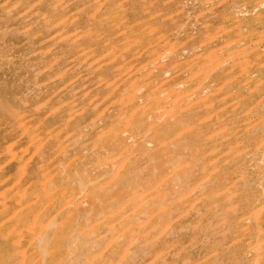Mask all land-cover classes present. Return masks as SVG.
<instances>
[{
  "label": "rangeland",
  "instance_id": "374dc122",
  "mask_svg": "<svg viewBox=\"0 0 264 264\" xmlns=\"http://www.w3.org/2000/svg\"><path fill=\"white\" fill-rule=\"evenodd\" d=\"M263 47L264 0H0V264H264Z\"/></svg>",
  "mask_w": 264,
  "mask_h": 264
},
{
  "label": "bare ground",
  "instance_id": "6f19581e",
  "mask_svg": "<svg viewBox=\"0 0 264 264\" xmlns=\"http://www.w3.org/2000/svg\"><path fill=\"white\" fill-rule=\"evenodd\" d=\"M235 28H237V27H235ZM226 34H229V33H226ZM252 36H253V35H252ZM252 36H251V37H252ZM229 37H230V35H229ZM247 39H249V38H247ZM253 48H254V47H253ZM263 48H264V47H263ZM260 51H261V50H260ZM255 53H256V52H255ZM253 55H254V54H253ZM250 60H251V59H250ZM239 61H240V59H239ZM240 63H241V62H240ZM252 65H253V64H252ZM254 66H255V65H254ZM247 68H248V67H247ZM252 68H253V67H252ZM261 68H262V67H261ZM249 69H250V68H249ZM245 71H246V70H245ZM258 71H259V69H258ZM247 72H248V71H247ZM249 72H250V71H249ZM249 72H248V73H249ZM253 72H254V71H253ZM224 80H225V79H224ZM221 82H222V81H221ZM230 82H231V81H230ZM211 83H212V82H211ZM227 84L229 85V82H228ZM228 85H227V86H228ZM218 86H219V85H218ZM218 86H217V87H218ZM230 86H231V85H230ZM212 88H213V87H212ZM231 88H232V87H231ZM216 89H217V88H216ZM220 90H221V89H220ZM229 90H230V89H229ZM254 90H255V89H254ZM215 91H216V90H215ZM193 93H194V92H193ZM246 93H248V92H246ZM234 94H236V93H234ZM208 95H209V94H208ZM213 95H214V94H213ZM204 96H205V95H204ZM228 96H229V95H228ZM246 96H247V95H246ZM199 97H200V95H199ZM208 97H209V96H208ZM208 97H207V98H208ZM209 98H210V97H209ZM163 99H164V98H163ZM168 99H169V98H168ZM208 100H209V99H208ZM250 100H251V99H250ZM192 101H193V100H192ZM226 101H227V100H226ZM251 101H252V100H251ZM209 102H211V101L209 100ZM213 102H214V101H213ZM243 104H244V103H243ZM250 104H251V103H250ZM252 104H253V103H252ZM186 105H187V104H186ZM212 105H213V104H212ZM197 106H198V104H197ZM187 107H188V106H187ZM206 107H207V106H206ZM221 107H222V106H221ZM227 107H228V106H227ZM242 107H243V106H242ZM209 108H210V107H209ZM216 108H217V107H216ZM246 108H247V107H246ZM190 110H192V109L190 108ZM238 110H239V109H238ZM252 110H254V109H252ZM201 111H202V110H201ZM213 111H214V110H213ZM229 111H230V110H229ZM231 111H232V109H231ZM261 111H262V110H261ZM180 112H181V111H180ZM192 112H193V111H192ZM195 112H196V111H195ZM203 112H204V111H203ZM207 112H208V111H207ZM216 112H217V111H216ZM239 112H240V111H239ZM254 112H255V111H254ZM221 113H222V112H221ZM226 113H228V112H226ZM176 114H177V112H176ZM183 114H184V113H183ZM183 114L181 113L182 116H183ZM187 114H190L189 111H188V113H186V115H187ZM205 114H206V112H205ZM248 114H249V113H248ZM150 115H151V114H150ZM152 115H153V114H152ZM200 115H201V114H200ZM200 115H199V116H200ZM242 115H243V114H242ZM252 115H254V113H253ZM252 115H251V116H252ZM148 116H149V115H148ZM206 116H207V115H206ZM223 116H224V115H223ZM236 116H237V115H236ZM146 117H147V116H146ZM194 117H195V115H194ZM200 117H201V116H200ZM192 118H193V117H192ZM197 118H198V117H197ZM150 119H151V117H150ZM240 119H241V117H240ZM151 120H153V119H151ZM227 120H228V119H227ZM238 120H239V119H238ZM129 121H130V120H129ZM143 121H144V120H143ZM148 121H149V120H147V122H148ZM221 121H222V120H221ZM224 121H225V120H224ZM229 121H230V120H229ZM229 121H227V122H229ZM155 122H156V121H155ZM138 123H141V120H140V122H137V124H138ZM173 123H176V122L173 121ZM173 123H172V124H173ZM215 123H216V122H215ZM240 123H242V122H240ZM169 124H170V123H169ZM177 124H178V123H177ZM180 124H181V123H180ZM180 124H179V125H180ZM236 124H238V123H236ZM181 125H182V124H181ZM213 125H214V124H213ZM238 125H239V124H238ZM241 125H242V124H241ZM142 126H144V124H143ZM142 126H141V127H142ZM167 126H168V125H167ZM185 126L187 127V125H185ZM221 126H222V125H221ZM235 126H236V125H235ZM251 126H252V125H251ZM172 127H173V126H172ZM224 127H225V126H224ZM227 127H228V126H227ZM153 128H154V127H153ZM167 128H168V127H167ZM175 128H176V127H175ZM244 128H245V127H244ZM165 129H166V128H165ZM134 130H137V128L134 129ZM196 130H197V129H196ZM165 132H166V131H165ZM234 132H235V131H234ZM242 132H244V131H242ZM179 133H180V132H178V134H179ZM193 133H195V132H193ZM196 133H197V132H196ZM108 134H109V133H108ZM168 134H169V133H168ZM175 134H176V133H175ZM244 134H246V133H244ZM169 135H170V134H169ZM197 135H198V134H197ZM154 136H155V135H154ZM170 136H171V135H170ZM209 136H210V135H209ZM234 136H235V135H234ZM183 138H184V136H183ZM212 138H213V137H212ZM212 138H211V139H212ZM251 138H252V137H251ZM153 139H154V138H153ZM165 140H166V139H165ZM204 140H205V139H204ZM250 140H251V139H250ZM258 141H259V140H258ZM263 141H264V140H263ZM157 142H158V141H157ZM261 143H262V142H261ZM255 147H256V146H255ZM186 149H187V148H186ZM233 150H234V149H233ZM241 152H242V151H241ZM247 152H248V151H247ZM215 156H216V155H215ZM218 157H219V156H218ZM232 157H233V156H232ZM105 159H106V158H105ZM113 159H114V158H113ZM69 160H70V159H69ZM114 161H115V160H114ZM78 163H79V162H78ZM78 163H77V164H78ZM106 163H107V162H106ZM81 164H82V163H81ZM95 164H97V163H95ZM109 164H110V163H109ZM198 164H199V163H198ZM110 165H112V164H110ZM180 165H181V164H180ZM60 166H61V165H60ZM100 166H101V165H100ZM103 166H105V165H103ZM106 166H107V165H106ZM114 166H115V165H114ZM121 166H122V165H121ZM233 166H235V165H233ZM109 167H111V166H109ZM109 167H108V168H109ZM71 169H72V167H71ZM82 169H83V168H82ZM85 170H86V169H84L83 171H85ZM73 171H74V170H73ZM77 171H78V169H77ZM172 171H173V170H172ZM57 173H58V172H57ZM76 173H77V172H76ZM108 173H109V172H108ZM62 174H63V172H62ZM170 174H171V172H170ZM79 175H80V174H79ZM227 175H228V174H227ZM242 175H243V174H242ZM168 176H169V175H168ZM74 177H75V173H74ZM72 178H73V177H72ZM101 178H102V177H101ZM164 178H166V176H165ZM67 179H68V178H67ZM85 179H86V178H85ZM112 179H113V178H112ZM202 179H203V178H202ZM30 180H31V179H30ZM61 180H62V179H61ZM69 180L71 181L70 178H69ZM162 180H163V179H162ZM67 181H68V180H65V182H67ZM184 181H185V180H184ZM199 181H200V180H199ZM202 181H203V180H202ZM213 181H214V180H213ZM63 182H64V181H63ZM63 182H62V183H63ZM73 182H74V181H73ZM83 182H84V181H83ZM83 182H82V183H83ZM87 182H88V181H87ZM89 182H90V181H89ZM166 182H167V181H166ZM200 182H201V181H200ZM200 182H197V183H200ZM70 183H71V182H70ZM90 183H91V182H90ZM160 183H161V182H160ZM184 183H185V182H184ZM88 184H89V183H88ZM188 184H189V183H188ZM66 185H67V183H66ZM73 185H74V184H73ZM73 185H72V186H73ZM79 185H80V184H79ZM83 185H84V184H83ZM13 186H14V185H13ZM63 187H64V186H63ZM66 187H67V186H66ZM88 187H89V186H88ZM0 188H1V187H0ZM64 188H65V187H64ZM193 188H194V187H193ZM24 189H25V188H24ZM150 189H151V188H150ZM0 190H1V189H0ZM54 190H57V189L55 188ZM66 190H67V189H66ZM68 190H69V189H68ZM102 190H103V189H102ZM152 190H153V188H152ZM152 190H151V191H152ZM191 190H192V189H191ZM61 191H62V190H61ZM69 191H70V190H69ZM181 191H182V190H181ZM79 192H80V191H79ZM175 192H176V191H175ZM53 193H54V192H53ZM53 193H52V194H53ZM137 193H139V192H137ZM137 193H136V194H137ZM148 193H149V192H148ZM49 194H51V193H49ZM65 194H66V193H65ZM136 194H135V195H136ZM139 194H140V193H139ZM141 194H142V193H141ZM141 194H140V195H141ZM144 194H145V193H144ZM181 194L183 195V193H180V195H181ZM189 194H190V192H189ZM189 194H188V195H189ZM87 195H88V194H87ZM135 195H134V196H135ZM150 195H151V194H150ZM37 196H38V195H37ZM45 196H46V195H45ZM69 196H70V195H69ZM7 197H8V196H7ZM129 197H130V196H129ZM139 197H140V196H139ZM181 197H184V196H181ZM181 197H180V198H181ZM51 198H52V197H51ZM131 198H133V197H131ZM144 198H145V197H143V199H144ZM37 199H38V198H37ZM49 199H50V197H49ZM54 199H55V198H54ZM130 200H131V199H130ZM149 200H150V199H149ZM59 201H60V200H59ZM81 201H82V200H81ZM83 201H84V200H83ZM142 201H143V200H142ZM142 201H141V202H142ZM145 201H146V200H145ZM53 202H54V201H53ZM64 202H65V201H64ZM67 202H68V201H67ZM67 202H66V203H67ZM20 203H21V202H20ZM25 203H26V202H25ZM30 203H31V202H30ZM109 203H110V202H109ZM146 203H147V202H145V204H146ZM7 204H8V203H7ZM46 204H47V203H46ZM48 204H49V203H48ZM64 204H65V203H64ZM127 204H128V202H127ZM143 204H144V203H143ZM54 205H55V204H54ZM58 205H59V204H58ZM22 206H24V205L22 204ZM22 206H21V207H22ZM40 206H41V205H40ZM47 206H48V205H47ZM124 206H125V205H124ZM191 206H192V205H191ZM59 207H60V206H59ZM63 207H65V205H63ZM63 207H61V208H63ZM122 207H123V206H122ZM126 207H127V206H126ZM162 207H163V206H162ZM162 207H161V209H162ZM8 208H9V206H8ZM19 208H20V207H19ZM61 208H60V209H61ZM23 209H25V208H23ZM42 209H44V207H43ZM45 209H46V208H45ZM52 209H53V208H52ZM60 209H58V210H60ZM109 209H110V208H109ZM117 209H118V208H117ZM17 210H18V209H16V211H17ZM25 210H28V209H25ZM64 210H65V209H64ZM66 210H67V208H66ZM120 210H121V209H120ZM124 210H125V209H124ZM124 210H123V212H124ZM162 210H163V209H162ZM38 211H39V209H38ZM74 211H75V210H74ZM36 212H37V211H36ZM40 212H41V210H40L38 213H40ZM56 212H57V211H56ZM123 212H122V213H123ZM19 213H20V212H19ZM30 213H31V212H30ZM33 213H34V212H33ZM38 213H37V214H38ZM42 213H43V212H42ZM75 213H76V212H75ZM130 213H131V212H130ZM158 214H159V213H158ZM12 215H14V214L12 213ZM42 215H43V214H42ZM87 215H88V214H87ZM99 215H100V214H99ZM99 215H98V216H99ZM222 215H223V214H222ZM259 215H260V213H259ZM16 216H18V215H16ZM20 216H21V215H20ZM23 216H25V215L23 214ZM43 216H45V215H43ZM101 216H102V213H101ZM165 216H166V215H165ZM218 216H219V215H218ZM254 216H255V215H254ZM10 217H11V216H10ZM12 217H13V216H12ZM14 217H15V216H14ZM38 217H39V216H38ZM116 217H117V216H116ZM149 217H150V216H149ZM16 218H17V217H16ZM105 218H106V217H105ZM121 218H122V217H121ZM165 219H166V218H165ZM35 220H36V219H35ZM96 221H97V220H95V222H96ZM106 221H107V220H106ZM108 221H109V220H108ZM101 222H102V221H101ZM104 222H105V221H104ZM62 223H63V222H62ZM62 223H61V224H62ZM91 223H92V221H91ZM107 223H108V222H106V224H107ZM123 223H124V222H123ZM49 224H50V223H49ZM61 224H59V225H61ZM220 224H221V223H220ZM232 224H233V223H232ZM234 224H235V223H234ZM131 225H132V223H131ZM140 225L143 226V225H145V223H144L143 225H142V224H140ZM254 225H255V224H254ZM61 226H62V225H61ZM99 226H100V225H99ZM154 226H155V225H154ZM157 226H158V225H157ZM255 226H256V225H255ZM47 227H48V226H46V228H47ZM63 227H64V226H63ZM121 227H122V226H121ZM123 227H124V225H123ZM66 228H67V226H66ZM93 228H94V227H93ZM95 228H96V227H95ZM102 228H103V227H102ZM142 228H144V226H143ZM165 228H166V227H165ZM232 228H233V227H232ZM48 229H49V228H48ZM57 229H58V228H57ZM67 229H68V228H67ZM61 230H62V229H61ZM165 230H167V229H165ZM73 231H74V230H73ZM92 231H93V230H92ZM143 231H144V230H143ZM23 232H24V231H23ZM43 232H44V231H43ZM122 232H123V231H122ZM166 232H167V231H166ZM5 233H6V232H5ZM73 233H74V232H73ZM91 233H93V232H91ZM140 233H141V232H140ZM70 234H72V233L70 232ZM116 234H117V233H116ZM116 234H115V235H116ZM88 235H89V234H88ZM93 235H94V234H91V236H93ZM137 235H138V234H137ZM137 235H136V236H137ZM23 236H24V235H23ZM99 236H100V235H99ZM134 236H135V235H134ZM248 236H249V235H248ZM40 238H41V237H40ZM111 238H112V237H111ZM115 238H116V236H115ZM115 238H112V239L115 240V241L117 242V240H116ZM223 238H224V237H223ZM112 239H111V240H112ZM120 239H122V238H120ZM133 239H134V238H133ZM150 239H152V238H150ZM111 240H110V241H111ZM113 240H112V241H113ZM29 241H30V240H29ZM147 241H148V240H147ZM5 242H6V241H5ZM89 242H91V241H89ZM92 242H93V241H92ZM101 242H102V241H101ZM113 242H114V241H113ZM118 242H119V241H118ZM130 242H132V241H130ZM133 242H134V240H133ZM26 243H27V242H26ZM114 243H115V242H114ZM48 244H49V243H48ZM110 244H111V242H110ZM135 244H136V243H135ZM87 245H88V244H87ZM92 245H93V244H92ZM92 245H91V246H92ZM95 245L97 246L96 243H95ZM98 245H99V244H98ZM99 246H100V245H99ZM65 247H66V246H65ZM69 247H70V246H69ZM74 247H75V246H74ZM61 248H62V247H61ZM88 248H89V247H88ZM93 248H94V247H93ZM113 248H114V247H113ZM259 248H260V247H259ZM64 249H65V248H64ZM118 249H119V248H118ZM65 250H66V249H65ZM89 250H90V249H89ZM92 251H93V250H92V248H91V252H92ZM89 252H90V251H89ZM89 252H88V253H89ZM114 252H115V251H114ZM95 253H97V252H95ZM53 254H54V253H53ZM122 254H123V253H122ZM82 255H83V254H82ZM60 256H61V255H60ZM87 257H88V256H87ZM66 258H67V257H66ZM129 258H130V257H129ZM249 259H250V258H249ZM255 259H256V258H255ZM19 260H20V259H19ZM52 260H53V259H52ZM75 260H76V259H75ZM78 260H79V259H78ZM130 260H131V259H130ZM73 261H74V260H73ZM108 261H109V260H108ZM152 261H153V260H152ZM52 262H54V261H52ZM41 264H42V263H41Z\"/></svg>",
  "mask_w": 264,
  "mask_h": 264
}]
</instances>
